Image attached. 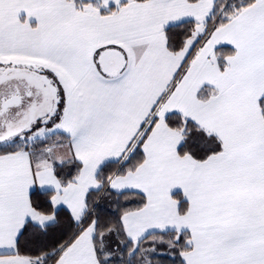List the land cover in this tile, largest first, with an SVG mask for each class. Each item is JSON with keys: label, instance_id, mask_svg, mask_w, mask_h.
Here are the masks:
<instances>
[{"label": "snow or ice", "instance_id": "6c2138e0", "mask_svg": "<svg viewBox=\"0 0 264 264\" xmlns=\"http://www.w3.org/2000/svg\"><path fill=\"white\" fill-rule=\"evenodd\" d=\"M0 264H264V0H0Z\"/></svg>", "mask_w": 264, "mask_h": 264}]
</instances>
